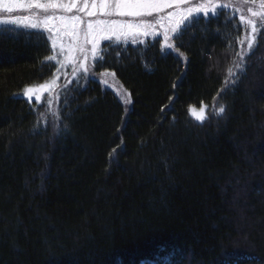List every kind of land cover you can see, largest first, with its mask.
Masks as SVG:
<instances>
[{
    "label": "trees",
    "instance_id": "16d2710c",
    "mask_svg": "<svg viewBox=\"0 0 264 264\" xmlns=\"http://www.w3.org/2000/svg\"><path fill=\"white\" fill-rule=\"evenodd\" d=\"M239 17L199 15L180 60L160 28L106 43L56 105L21 95L48 34L0 26V264H264V25L245 50Z\"/></svg>",
    "mask_w": 264,
    "mask_h": 264
},
{
    "label": "snow or ice",
    "instance_id": "6c2138e0",
    "mask_svg": "<svg viewBox=\"0 0 264 264\" xmlns=\"http://www.w3.org/2000/svg\"><path fill=\"white\" fill-rule=\"evenodd\" d=\"M252 6L249 7L248 5ZM190 5V0H0V9L6 13H13L14 10H35L36 20L33 22L32 17H16L12 19H0V24H23L31 29H43L51 37L52 48L59 47L61 51H65V44L62 42L64 37H69L73 41L67 46L64 61H57L56 55H49L47 60L60 65L57 72L64 68L65 62L76 63L75 52H79L81 58L87 61L89 50L87 45H91L90 55L94 58L98 57V49L100 42L103 40L111 41L113 38L119 41L122 38H131L136 42L138 37H147L155 35L157 26L163 29V39L169 41L172 36L176 39H182L185 30H187L199 14L203 16L218 14L219 9L232 8L229 4H218L214 0H205L196 6ZM240 5L246 8L250 15L241 14L239 20L242 22L241 28H250L251 35L247 37V47L252 49L258 33V22L264 25V0H240ZM172 9V11H167ZM74 13V14H73ZM197 14L196 17L193 14ZM71 14V15H70ZM155 14V15H154ZM163 14V15H161ZM112 17L131 18L129 21L111 19ZM153 17L152 21L145 19ZM87 18V19H85ZM95 18V19H93ZM135 21V22H133ZM187 21V24L185 23ZM183 25V27H182ZM47 39H45V44ZM156 43H159L157 38ZM244 41H241L243 44ZM111 45H109L110 47ZM169 52H175L177 59L183 56L178 48H173L168 44ZM101 62H102V58ZM186 57L181 60L184 62ZM55 67V64H52ZM84 72L87 67L82 64ZM242 67V65H236ZM76 68H73V72ZM229 76L239 77L228 69ZM107 75V73H105ZM114 75V73H113ZM55 77L49 84H42L38 87H26L23 94L31 102L33 98L37 101L41 99L40 93L45 90L52 91L57 87ZM105 83H107L105 81ZM234 84L235 81L233 80ZM69 93L64 94L63 104H67ZM128 102L127 100L125 101ZM47 105H51L52 100L46 101ZM207 105H203L199 110L191 107L189 111L198 121L206 119ZM225 108L220 106L218 114H223ZM55 115V113H54Z\"/></svg>",
    "mask_w": 264,
    "mask_h": 264
},
{
    "label": "rangeland",
    "instance_id": "374dc122",
    "mask_svg": "<svg viewBox=\"0 0 264 264\" xmlns=\"http://www.w3.org/2000/svg\"><path fill=\"white\" fill-rule=\"evenodd\" d=\"M205 0H190V5H185V7L187 6H196L200 3H204ZM215 3H218V4H231L232 5V9L235 10L236 13H238L239 15L243 14V15H250L247 13V11L244 10V8L240 5V0H214ZM239 4V5H237ZM248 6H252L251 4H249ZM218 10H220L218 8ZM167 11H172V9H169ZM74 14V13H73ZM202 14V13H201ZM199 14V15H201ZM71 15V14H70ZM155 15V14H154ZM163 15V14H161ZM203 15V14H202ZM210 15H211V11H210ZM32 17V20L33 22H39L36 20V17H35V10H32L31 12L30 11H27V10H14L13 13H6L4 12L2 9H0V19H12V18H16V17ZM193 16H197V14H193ZM87 19V18H85ZM95 19V18H93ZM111 19H116V20H123V21H129L131 20V18H120V17H112ZM145 19L149 20V21H152L153 20V17H146ZM135 22V21H133ZM187 22V21H186ZM185 22V23H186ZM5 24H0V26H3ZM11 25H15V24H11ZM260 25V23L258 22V26ZM15 26H19V27H25L23 24H20V25H15ZM29 28V27H27ZM158 28H160L159 26H157L156 30H155V35H149V36H156L157 34L160 36L162 35L161 32H159ZM162 29V28H160ZM39 30H42L44 32H46L45 30H43L42 28L39 29ZM47 33V32H46ZM48 34V37L50 38L51 40V37L52 35L54 34ZM251 35V30L249 31L248 35L245 37L244 41H245V45L246 48L247 47V44H248V39L247 37H249ZM149 36L147 37H138L136 39V42H133V40L129 37L127 39H124L122 38L121 40L117 41L115 40V38H113L111 41L109 40H103L100 42V45H99V49H98V57H99V54L101 53V50H102V47L104 46V44L106 43H113V44H128V43H137L138 41H142V40H146ZM64 44H65V51H61V49L59 47L57 48H54L55 52L53 53V55H56L57 56V61H64V57H65V54L66 53V49H67V46L70 44V43H73V41L71 40V38L69 37H64L63 38V41H62ZM166 44L168 45V43L166 42ZM165 47H168V46H165ZM87 48L89 50V57L87 59V61H84L82 58H81V55L79 52H75V57H76V63L73 64L71 62H65V66L63 69H61L59 72L56 71V73L54 74V76L47 82L43 83V84H49L51 83V80L55 77H59V79L57 80V87L52 90V91H48V90H45L43 91L42 93H40V96H41V99L39 101H37L35 98L32 99V101H37V102H42V101H47L49 99L52 100V103L51 104H54L56 105L57 101L59 102L60 100V97H59V94L65 90V88L68 86V84L71 82V80L73 79L74 81L81 77V76H85L84 74H81L84 72L83 68L81 67V65L83 64L84 67H87L88 65V61L91 57L90 55V50H91V45H87ZM97 58H94L92 57L91 60H96ZM57 68L60 67V65L58 63H55ZM73 68H76V71L73 72ZM88 69V68H87ZM107 75H105V73H103V75H105L103 77V82L105 83V81L107 83H105L107 86H110L112 87L113 89H115L118 93H119V96L122 98V99H126V96L124 95V93L122 92V90H120L118 88V86L116 85V79L114 78L113 74L109 73V72H106ZM72 80V81H73ZM42 84H39V85H34V86H31V87H38ZM24 92V91H23ZM23 92L21 93L22 96H24L25 98H27ZM28 99V98H27ZM199 110V109H197Z\"/></svg>",
    "mask_w": 264,
    "mask_h": 264
}]
</instances>
